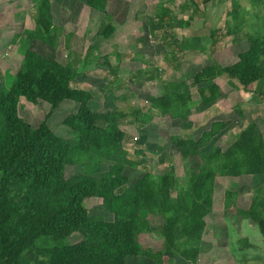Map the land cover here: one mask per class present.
<instances>
[{
  "label": "trees",
  "instance_id": "16d2710c",
  "mask_svg": "<svg viewBox=\"0 0 264 264\" xmlns=\"http://www.w3.org/2000/svg\"><path fill=\"white\" fill-rule=\"evenodd\" d=\"M83 1L105 19L96 35L111 37L116 30L112 19L121 23L127 0ZM163 1L155 3L151 31L163 26L188 27L200 10L199 4L214 2L183 0L181 10L192 6V12L187 19H178L170 16L172 10L164 7ZM249 2L252 7L264 8V0ZM51 4L50 0L34 4V27L26 29L27 35L22 37L29 45L9 87H0V264H167L170 256L197 264L206 218L214 207L217 179L232 184L242 176L256 178L249 204L239 207V191L226 188L224 210L233 209L264 238V136L258 123L245 124L223 148L212 140L230 120L212 121L196 138L168 133L156 122V117L162 116L178 120L183 128L191 127L192 108L205 111L226 96L215 82L219 77L264 100V92L253 88L264 85V32L247 30L242 38L238 36L247 22L238 1H233L230 10L232 25L226 19L227 30L216 37L211 34L210 51L199 68L187 71V77L162 81L160 92L147 96L146 109L132 106L128 110L111 104L109 96H104V103L98 100L94 104L98 93L74 84L84 77L82 69L35 48L37 41L53 50L57 47L60 27L54 23L56 10L52 12ZM232 34L240 40L236 60L223 63L213 46ZM71 36L65 34L66 39ZM176 45L196 54L206 49L196 36L185 37ZM96 59L112 69L106 55ZM86 63L88 59L82 61V65ZM191 87L196 89V101ZM20 97L35 105H48L37 125L19 115ZM120 99L127 101L126 96L115 97V101ZM64 100L77 104V109L62 119L69 138L55 133L50 125L51 116ZM237 112L242 115L239 109ZM126 126L135 128L140 137L160 135L169 152L181 159L184 180L168 166L158 174L146 170L128 185L125 168H136L142 162L131 156ZM132 148L136 156L143 155V143ZM80 163H95L99 168L93 173H66L69 165ZM88 198L97 199L103 213L90 215L85 204ZM154 221L160 222L158 226ZM154 230L159 246L141 243V235ZM74 233L79 235L77 241L59 244ZM47 237L54 243L41 240Z\"/></svg>",
  "mask_w": 264,
  "mask_h": 264
},
{
  "label": "rangeland",
  "instance_id": "374dc122",
  "mask_svg": "<svg viewBox=\"0 0 264 264\" xmlns=\"http://www.w3.org/2000/svg\"><path fill=\"white\" fill-rule=\"evenodd\" d=\"M38 0H0V87L7 88L12 82L13 72L19 65L24 49L29 45L22 40L26 29L34 27L33 17L36 13L35 5ZM51 10L54 13V23L60 27L57 47H51L36 42L35 48L39 52L54 56L61 62H70L84 71V77L77 79L74 84L77 87L93 89L95 95L94 104L104 103V96L113 100L111 104L128 110L134 105L139 108H147L142 95L146 92L155 93L161 88L162 81L177 79L180 75L187 77L189 70L199 68L211 47V34L214 37L225 32L233 23L230 10L234 0H214L206 6L199 4V11L190 19L188 27L163 26L151 31L150 23L154 17V6L158 0H127L124 18L121 23L112 19L117 29L114 35L108 39H101L96 35L101 24L105 22L102 13L88 7L83 0H50ZM241 8L246 12V25L238 36L242 38L247 30H261L264 32V8L252 7L249 0H237ZM164 7L171 8L170 16L178 19H187L191 14V8L182 11L179 7L183 0H164ZM116 6V4H113ZM112 6V4H111ZM260 7V6H259ZM238 11L240 8L237 6ZM167 17V16H166ZM226 19L230 22L226 23ZM72 33L70 38L65 34ZM200 37L206 45L205 51L200 54L180 49L178 41L185 37ZM234 35H228L216 42L213 49L223 58V63H231L236 60V51L239 49V41L233 39ZM177 41V42H176ZM91 46V47H89ZM97 55H106L109 63H119L117 69H106L97 63ZM88 63L82 65V61ZM153 74L154 77H150ZM152 79V80H149ZM190 81V79H189ZM109 82H112L111 84ZM215 82L221 86L226 96L218 101L209 112L201 115L191 109L190 118L192 126L183 128L178 120L169 117H156V122L168 133L180 134L187 137H197L201 130L208 126L215 118H224L231 121L230 131L221 132L212 142L219 143L223 148L232 141L242 128L241 123L246 124L250 120H259L264 124V100L253 91H244L240 87L232 86L226 77H219ZM254 89L264 92V85H254ZM193 100H197L195 87H191ZM129 99L124 102L115 97L128 94ZM249 94L248 100L245 94ZM139 94V95H137ZM99 97V98H98ZM195 101L192 102L194 107ZM237 103L235 105L234 103ZM242 105V106H241ZM240 106L242 110H240ZM239 108L241 116L237 112ZM77 104L71 100L62 101L51 116V128L58 135L69 138V132L62 123L63 116L75 111ZM48 111L46 104H33L24 97H20L19 115L31 123L37 125ZM199 113V115L197 114ZM133 118V117H132ZM243 118V119H242ZM243 126V125H242ZM240 127V128H239ZM131 135L128 142L132 158L141 160V165L136 168L127 167L124 172L129 178L128 185L140 177L144 171L149 170L158 174L168 166H173L176 175L184 180V167L177 154H171L169 148L163 145L160 135L150 134L149 137H140L135 128L126 126ZM239 129V130H238ZM238 131V132H237ZM135 137V138H134ZM167 142V141H166ZM143 143V155L136 156L133 146ZM159 147V144H161ZM99 165L95 163H80L69 165L66 170L70 173H93ZM251 176L240 177L232 184L226 181L216 183L214 207L207 216V225L203 235L201 253L197 264H264V238L258 228L247 219L237 217L232 210H224L223 192L226 188L239 191L237 205L246 207L252 195L256 182ZM223 180V179H222ZM90 215L103 213L99 201L94 198L85 200ZM160 222H155L154 225ZM78 233H74L59 244H70L77 241ZM44 243H54L50 237L41 239ZM145 245L159 246L160 238L156 230L140 237ZM167 264H187L182 259L170 256ZM190 264V263H188Z\"/></svg>",
  "mask_w": 264,
  "mask_h": 264
},
{
  "label": "crops",
  "instance_id": "0c3cea01",
  "mask_svg": "<svg viewBox=\"0 0 264 264\" xmlns=\"http://www.w3.org/2000/svg\"><path fill=\"white\" fill-rule=\"evenodd\" d=\"M116 26V25H115ZM117 27V26H116ZM117 29V28H116ZM115 32H116V30H115ZM113 35H114V33H113ZM187 51V50H186ZM111 65H112V69H114V67L117 69V67H119V66H121V65H119V63H115V64H113V63H111ZM149 80H152V79H149ZM160 92V90L158 91V92H155V93H151V94H149V92H146V93H144L143 95H142V98H144V100H143V102L145 103V102H147V96H150V95H156L157 93H159ZM125 93H128V94H124V95H122V96H126L127 97V99H129V92H125ZM245 94V99L246 100H248V98H249V94H246V93H244ZM137 95H139V94H137ZM256 95V94H255ZM146 100V101H145ZM218 103V102H217ZM217 103H215L214 105H216ZM237 103L238 102H236V103H234L235 105H237ZM214 105H212L210 108H208L207 110H205V111H201V115L203 116V115H205L207 112H209V110L214 106ZM134 106H136V105H134ZM242 106V105H241ZM241 106H240V110H242V108H241ZM137 107V106H136ZM213 109V108H212ZM239 109V108H238ZM242 112V111H241ZM199 113H197L198 115H199ZM190 117V116H189ZM243 119V118H242ZM215 120H228V119H224V118H215V119H213V120H211L210 122H209V124H208V126L207 127H205V128H203L202 130H201V132L203 131V130H205V129H208L209 128V125H210V123L212 122V121H215ZM250 121H252V120H250ZM249 121V122H250ZM254 121H256L257 123H258V125H259V127H260V129H261V131H262V133H263V136H264V124H262L259 120H254ZM248 123V122H247ZM246 123V124H247ZM245 126V124H243V123H241L239 126L240 127H243V126ZM239 127V128H240ZM232 128V125H231V121H230V123H229V125L225 128V129H223L222 130V132H224V131H230V129ZM239 130V129H238ZM200 132V133H201ZM238 132V131H237ZM200 135V134H199ZM198 135V136H199ZM197 136V137H198ZM194 137V136H193ZM194 138H196V136L194 137ZM216 137H214L213 139H215ZM235 138V136L233 137V139ZM232 139V140H233ZM217 144H219V143H217ZM243 177V176H242ZM220 180V179H219ZM218 179H217V181H219ZM215 192H216V190H215ZM215 192H214V199H215Z\"/></svg>",
  "mask_w": 264,
  "mask_h": 264
},
{
  "label": "built area",
  "instance_id": "2783aa9c",
  "mask_svg": "<svg viewBox=\"0 0 264 264\" xmlns=\"http://www.w3.org/2000/svg\"><path fill=\"white\" fill-rule=\"evenodd\" d=\"M146 101V100H145Z\"/></svg>",
  "mask_w": 264,
  "mask_h": 264
}]
</instances>
